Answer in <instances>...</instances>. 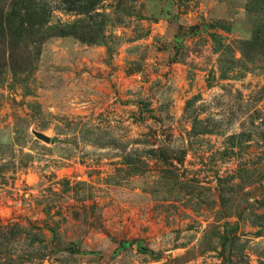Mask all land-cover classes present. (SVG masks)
Returning a JSON list of instances; mask_svg holds the SVG:
<instances>
[{"label": "rangeland", "instance_id": "obj_1", "mask_svg": "<svg viewBox=\"0 0 264 264\" xmlns=\"http://www.w3.org/2000/svg\"><path fill=\"white\" fill-rule=\"evenodd\" d=\"M48 1L0 55V264H264V4Z\"/></svg>", "mask_w": 264, "mask_h": 264}, {"label": "trees", "instance_id": "obj_2", "mask_svg": "<svg viewBox=\"0 0 264 264\" xmlns=\"http://www.w3.org/2000/svg\"><path fill=\"white\" fill-rule=\"evenodd\" d=\"M57 1L68 9L74 7L73 5L76 1L80 2L81 8L75 11H77V15L86 17L95 9L99 0ZM258 2L264 4V0H259ZM50 7H52V5L48 0H0V55L3 58L2 60H4V66H9L13 70H19V67H21V70H24V68L26 69V67H33V61H35V56L40 54L41 45L45 41V37H53V32L58 28L49 26L51 12H49L48 9ZM31 18L35 20H32ZM75 22H80V19ZM73 26L68 24L65 28L70 29L73 28ZM36 28L38 31H35ZM76 33V31L68 32L62 29L57 35L76 36ZM33 36L37 37L34 42L36 48H34L33 51H26L28 59L24 62H19L14 59V54L20 49L24 39L26 41ZM83 37L86 38L87 36L85 35ZM86 39L88 40L89 38ZM251 40L252 42L249 43L251 46L260 44V42L264 46V19L262 23L256 25L254 37H252ZM40 233L45 241L46 235L43 229L40 230Z\"/></svg>", "mask_w": 264, "mask_h": 264}, {"label": "water", "instance_id": "obj_3", "mask_svg": "<svg viewBox=\"0 0 264 264\" xmlns=\"http://www.w3.org/2000/svg\"><path fill=\"white\" fill-rule=\"evenodd\" d=\"M44 140H45V141H48V139H45V138H44Z\"/></svg>", "mask_w": 264, "mask_h": 264}]
</instances>
